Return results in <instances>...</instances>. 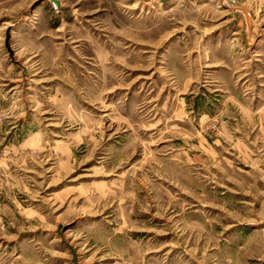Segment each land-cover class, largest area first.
Wrapping results in <instances>:
<instances>
[{"label": "rangeland", "instance_id": "obj_1", "mask_svg": "<svg viewBox=\"0 0 264 264\" xmlns=\"http://www.w3.org/2000/svg\"><path fill=\"white\" fill-rule=\"evenodd\" d=\"M0 264H264V0H0Z\"/></svg>", "mask_w": 264, "mask_h": 264}, {"label": "water", "instance_id": "obj_2", "mask_svg": "<svg viewBox=\"0 0 264 264\" xmlns=\"http://www.w3.org/2000/svg\"><path fill=\"white\" fill-rule=\"evenodd\" d=\"M159 1L166 2V1H168V0H159Z\"/></svg>", "mask_w": 264, "mask_h": 264}]
</instances>
